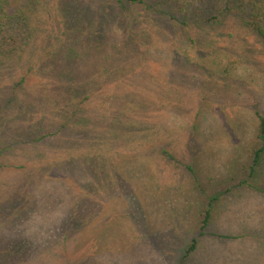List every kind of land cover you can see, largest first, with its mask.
<instances>
[{
    "label": "rangeland",
    "instance_id": "374dc122",
    "mask_svg": "<svg viewBox=\"0 0 264 264\" xmlns=\"http://www.w3.org/2000/svg\"><path fill=\"white\" fill-rule=\"evenodd\" d=\"M235 1L31 3L0 53V264H264V40Z\"/></svg>",
    "mask_w": 264,
    "mask_h": 264
},
{
    "label": "trees",
    "instance_id": "16d2710c",
    "mask_svg": "<svg viewBox=\"0 0 264 264\" xmlns=\"http://www.w3.org/2000/svg\"><path fill=\"white\" fill-rule=\"evenodd\" d=\"M42 1L47 2V0H0V53L4 54L8 57H18L19 52H17L18 45L15 46L16 41L19 40V32L20 30L24 32H28V34L35 33V28L32 29V23H30V14L33 13L35 10V7L31 5L32 2H36L35 4H39ZM129 1H139V0H129ZM243 1V0H242ZM242 1H235L232 5L231 2L227 4L226 8L222 10L220 9L221 13L231 14L234 11H239L237 13H241V17H245V23L249 25L248 28H251L253 32L262 40H264V19L261 16V12L254 7H250V5H245ZM25 3V4H24ZM27 5V6H26ZM234 7V8H233ZM223 11V12H222ZM261 14V15H260ZM29 18V19H28ZM215 19H221L220 14H214L211 17L206 18L204 22H210L215 21ZM63 28H65V31L71 30L72 36H68L66 43L73 44L78 42V38L73 42L71 40V37L76 35V33L79 30H76L74 28L68 27V25L65 23L63 24ZM38 30V29H37ZM38 35V32H37ZM80 35V34H79ZM78 44V43H77ZM1 62V59H0ZM82 90H79V100L80 104L82 105L84 101H86L89 98V95H86L85 97H82L81 94ZM78 105V111H81L80 107ZM76 110V112H78ZM259 122H260V132L261 135H264V113H257ZM256 165L258 166L260 164L258 157L255 160ZM253 168V167H252ZM254 170V168H253ZM208 219L209 215H207L204 218L203 224L201 226L202 231L206 229L208 225ZM197 245V240H193V242L190 244V246L187 249V255L192 253Z\"/></svg>",
    "mask_w": 264,
    "mask_h": 264
}]
</instances>
